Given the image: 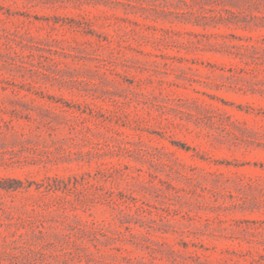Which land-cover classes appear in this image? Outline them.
<instances>
[{
  "label": "rangeland",
  "instance_id": "1",
  "mask_svg": "<svg viewBox=\"0 0 264 264\" xmlns=\"http://www.w3.org/2000/svg\"><path fill=\"white\" fill-rule=\"evenodd\" d=\"M0 264H264V0H0Z\"/></svg>",
  "mask_w": 264,
  "mask_h": 264
}]
</instances>
